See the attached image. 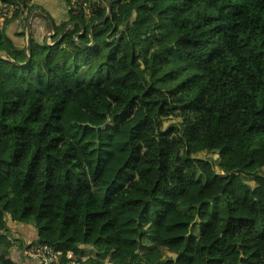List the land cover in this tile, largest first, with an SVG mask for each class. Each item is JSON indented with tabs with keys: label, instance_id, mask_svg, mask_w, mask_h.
Instances as JSON below:
<instances>
[{
	"label": "trees",
	"instance_id": "1",
	"mask_svg": "<svg viewBox=\"0 0 264 264\" xmlns=\"http://www.w3.org/2000/svg\"><path fill=\"white\" fill-rule=\"evenodd\" d=\"M74 1L25 52L0 0V212L80 264H264V0Z\"/></svg>",
	"mask_w": 264,
	"mask_h": 264
},
{
	"label": "crops",
	"instance_id": "2",
	"mask_svg": "<svg viewBox=\"0 0 264 264\" xmlns=\"http://www.w3.org/2000/svg\"><path fill=\"white\" fill-rule=\"evenodd\" d=\"M26 13L17 20L6 24V35L17 49H25L27 39L37 44H54L61 40L66 29L56 34L63 22L69 19L67 0H33L27 3ZM57 38H54V35ZM50 39V43L48 42ZM76 39V38H75ZM0 219L7 228V240L11 242L7 264H39L38 259L28 258L24 255L27 246L36 244L39 235L35 226L29 223L15 222L9 212H0ZM0 246V254H1Z\"/></svg>",
	"mask_w": 264,
	"mask_h": 264
},
{
	"label": "built area",
	"instance_id": "3",
	"mask_svg": "<svg viewBox=\"0 0 264 264\" xmlns=\"http://www.w3.org/2000/svg\"><path fill=\"white\" fill-rule=\"evenodd\" d=\"M32 1L33 0H29V3ZM74 2V0H71V5ZM15 11L16 7L0 3V27H2L4 20L10 18ZM25 13L26 11L24 9L23 14ZM24 255L28 258L38 259L40 261L39 264H76L70 260L71 257L69 251L63 252L47 243H36L25 247ZM67 259L69 260L67 261ZM77 264L80 263L77 262Z\"/></svg>",
	"mask_w": 264,
	"mask_h": 264
},
{
	"label": "rangeland",
	"instance_id": "4",
	"mask_svg": "<svg viewBox=\"0 0 264 264\" xmlns=\"http://www.w3.org/2000/svg\"><path fill=\"white\" fill-rule=\"evenodd\" d=\"M82 6L85 7V5L83 4ZM84 13L85 14H89V9L85 8L84 9ZM3 25V24H2ZM1 28V27H0ZM48 42L50 43V39H48ZM52 45V44H51ZM46 92H44V94L42 93V96L45 95ZM202 157L206 158V159H203V162H199V167L200 169L204 172V174L207 176L209 182H218L220 181L221 177L219 176H216L215 174V170H214V166L216 165V158L212 155H203ZM209 157V158H208ZM233 184H228V185H224L222 186V192L224 191L225 194L230 195L231 192H232V188H233ZM221 192V193H222ZM211 196L209 195L208 191L205 193L204 195V201L206 202H210L211 201ZM202 230L199 229V232H201ZM70 253V257H71V261H73L74 263L77 264V262L75 261V256H73L72 254V251H69Z\"/></svg>",
	"mask_w": 264,
	"mask_h": 264
},
{
	"label": "water",
	"instance_id": "5",
	"mask_svg": "<svg viewBox=\"0 0 264 264\" xmlns=\"http://www.w3.org/2000/svg\"><path fill=\"white\" fill-rule=\"evenodd\" d=\"M110 14H111V5L108 3V7H107V12L104 16V18L101 20V21H98L97 23H104L106 22L109 18H110ZM95 23L92 24V26L94 25ZM76 40V39H75ZM93 42H91L90 45H92ZM29 38L27 39V43H26V47H25V52L27 51L28 47H29ZM1 59H4L3 56H0ZM29 63V57L27 56L26 58V61L24 63V65H27Z\"/></svg>",
	"mask_w": 264,
	"mask_h": 264
}]
</instances>
